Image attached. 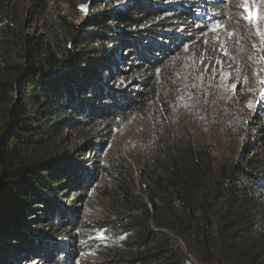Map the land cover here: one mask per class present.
<instances>
[{"label":"trees","instance_id":"16d2710c","mask_svg":"<svg viewBox=\"0 0 264 264\" xmlns=\"http://www.w3.org/2000/svg\"><path fill=\"white\" fill-rule=\"evenodd\" d=\"M119 1L0 0V264L41 254L56 263L60 247L62 263H80L61 220L75 218L97 169L104 143L92 128L134 111L136 89L194 39L186 8ZM61 6L87 14L77 23ZM139 181L144 196L112 191L109 246H89L92 264H264L261 121L236 160L168 133Z\"/></svg>","mask_w":264,"mask_h":264},{"label":"rangeland","instance_id":"374dc122","mask_svg":"<svg viewBox=\"0 0 264 264\" xmlns=\"http://www.w3.org/2000/svg\"><path fill=\"white\" fill-rule=\"evenodd\" d=\"M126 2L120 0L116 5ZM169 2L195 15L188 17L194 39L167 65L154 70L148 87L136 89L143 96L134 111L114 113L109 121L92 128L93 141L104 143L91 156L97 169L84 185L88 188L72 214L75 218L61 220L71 229L63 240L68 246H78L77 250L69 247L73 253L69 258L79 264L99 261L89 246H109L106 227L112 191L127 185L134 195L144 196L139 175L148 173L168 133H187L224 161L238 158L247 127L260 121L264 126V36L260 35L264 33V0H250L261 14L258 27L244 18L242 0ZM61 7L77 23L87 14L85 7ZM111 87L117 89L114 84ZM85 150L81 146L77 151L84 154ZM74 195L68 198L74 200ZM54 256L57 262L50 264H64L62 247ZM33 257L17 264H48L42 254L39 260Z\"/></svg>","mask_w":264,"mask_h":264},{"label":"snow or ice","instance_id":"6c2138e0","mask_svg":"<svg viewBox=\"0 0 264 264\" xmlns=\"http://www.w3.org/2000/svg\"><path fill=\"white\" fill-rule=\"evenodd\" d=\"M242 7V11L244 13V18L258 27L261 14L259 11L250 3V0H242L240 5ZM218 27H220L218 25ZM260 35L264 36V33H260Z\"/></svg>","mask_w":264,"mask_h":264}]
</instances>
